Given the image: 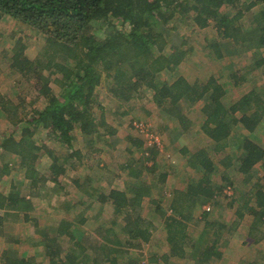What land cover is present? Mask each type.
<instances>
[{
  "label": "trees",
  "instance_id": "obj_1",
  "mask_svg": "<svg viewBox=\"0 0 264 264\" xmlns=\"http://www.w3.org/2000/svg\"><path fill=\"white\" fill-rule=\"evenodd\" d=\"M260 3L264 4V0H0V20L9 16L45 39L42 51L34 59L25 54L27 46L23 39L19 38L12 48L11 67L28 77V81L33 80L30 89L16 99L0 92V110L8 120V127L0 133V151L19 157L30 189V197L18 187L23 185L20 182H12L7 193L0 190V211H4L0 213V235L10 215L24 214L25 220H33L29 214L34 202L30 198L36 193L41 195L40 191L49 181L54 183V188L61 186L71 160L76 156L82 160L80 151L74 149L76 128L81 130L89 155L97 156L102 152L101 142L109 148L115 147L119 141L117 130L109 124L104 107L94 99L99 85L107 81L109 91L125 101L138 98L143 89L153 90V98L162 114L181 120L183 125V103L191 107L204 101L202 130L214 144V151L219 153L228 147L240 149V155H235L236 170L245 175L251 174L258 164L262 165L261 177L249 191L247 201L237 210V217L243 219L250 213L253 216L250 236L255 241L264 239V146L250 136L264 118V85L255 84L228 107L222 100L225 89L216 76L212 75L205 82H190L182 76L175 80L162 78L163 73L175 72L193 48L187 47L188 37L174 33L183 23L199 29L215 26L224 40H233L261 53L264 22L260 21L264 20V7L256 28L244 31L239 22ZM99 23H102L100 30L95 27ZM215 45L220 58L224 49L221 43ZM255 68L264 74V57L258 56ZM28 100L32 105L30 109L26 104ZM37 103L42 108L36 107ZM237 113L241 116L237 117ZM183 127L186 129L187 125ZM241 128L249 133L238 131ZM43 129L50 139L71 149L66 159L69 165L62 164L51 147L37 143L34 136ZM128 140L132 147L145 152L146 140L141 135L129 136ZM132 147L127 146L133 154ZM151 151L155 160L158 151ZM184 153L187 166L198 176L189 180L185 191L175 189L166 209L156 204L174 254H180L189 244L188 228L195 209L214 200L223 189L213 183L216 169L208 150L194 153L184 150ZM42 155L52 157L49 176L38 169ZM97 158L100 159V154ZM126 166L130 175L138 176L128 189L111 188L105 193L93 185L91 177L80 180L72 177V182L86 197L74 204L63 201L61 207L68 210L67 213L74 207L83 206L84 210L73 215L75 229L72 220L63 219L54 229L53 237L43 232L46 236L39 244L44 246L49 264H117L120 257L126 256L127 264H131L135 261L131 256L133 250L143 256L144 243L151 241L155 226L143 215L142 205L145 198L156 203L153 187L160 188V199L163 198L167 173L161 175L160 185H150L140 180V172L136 174L129 164ZM10 168L8 161L0 165V180L10 175ZM108 202L113 204L121 222L113 221L112 226L100 228L93 256L89 236L77 224L90 218L87 212L93 204L105 207ZM115 226L126 236L125 242L118 237ZM63 237L69 238L67 247L64 239L58 242ZM98 251L102 252L103 260L97 256ZM0 261L40 264L32 257L19 256L14 248L4 250Z\"/></svg>",
  "mask_w": 264,
  "mask_h": 264
},
{
  "label": "rangeland",
  "instance_id": "obj_2",
  "mask_svg": "<svg viewBox=\"0 0 264 264\" xmlns=\"http://www.w3.org/2000/svg\"><path fill=\"white\" fill-rule=\"evenodd\" d=\"M263 7L264 4H257L241 18L239 22L244 31L256 28L257 22H259L258 17ZM230 11L233 10L230 9ZM260 22H264V20L261 19ZM95 27H97L98 30L102 29V23L97 24ZM174 33L188 37L190 42L187 44V47L193 46V48L175 72L170 75L162 74L163 79L175 80L177 77L182 76L194 82L205 81L212 75L216 76L222 84L231 86V88H227L226 103H232L240 98V94L236 92L240 91L241 87L235 86L233 84L235 81L247 79L250 89L255 84L264 85V74L259 69H254L255 61L258 59V56L259 58L264 57V50H261V53H259L256 52L255 49L251 50V48H247L245 45L241 46V44L233 40H224L218 34L216 27L212 25L204 29H199L187 23H183L180 25L179 30ZM103 35H105L104 32ZM19 38L23 39V43L27 46L25 54L33 59L39 55L45 44V39L40 35L33 34L25 24L18 23L9 16H5L0 20V92L6 94L11 99H16L19 94L27 92L33 83V80H31V82L28 81V77L23 76L11 67V57L13 55L12 48ZM215 43H221L224 49L221 50L222 57L220 58L216 55V50L214 48V46H216ZM153 97V90L143 89L142 95L138 98H134L130 101L120 100L109 91L107 81H103L97 88L94 99L97 104L104 107L106 118L109 124L117 130L116 136L119 141L116 143L115 147L110 148L101 142L104 147L102 148V152L97 153V156L95 154L89 155L88 152L90 150L84 141L81 130L76 128L74 131V149L80 151L82 160H79L78 156H76L71 160L73 164L71 163L70 165L66 159L71 149L50 139L47 130L43 129L35 134L34 138L39 145H48V147L53 149V154L59 157L62 164L69 165L68 172L62 178L63 182L61 186L54 188V183L49 181L46 187L40 191L41 195L35 194L36 197L33 199L34 208L29 214L33 220H24L23 214L6 217V228L4 229L3 236H0V254L6 249L7 244H13L16 236L20 234L22 235L21 244L18 247L20 254L37 252V257L40 262L47 263L48 258L45 257L44 251L42 250L44 246L37 245L34 241H39L44 233L53 237L54 229H56V222L63 216L69 215L70 218L73 217V214H71L72 211L67 213L65 208L61 206L63 201L72 203L77 202L79 196L81 199L86 197L85 194L83 195L78 190L76 184L74 185L72 183V177H78L79 174L81 178L82 175H86V177L89 178L91 177L93 185L101 188L103 192L107 193L111 188L128 189L129 184L134 182L135 178L138 177L130 175V169L127 168L126 164H129L136 174L140 172V180L150 185L156 184L157 186L162 183L160 182L161 175L163 173H168L170 170L172 177L169 182L163 184V198L160 199L159 187H153L152 189L154 199H160L162 207L164 209L167 208L170 202V195L173 191L180 188V186H186V183L189 182L192 177L198 176L195 170L191 168L187 169L185 166L186 159L182 153V148L184 147L188 152H196L210 146L211 140L202 130L204 115L201 110V105H203L204 101H200L191 107L183 103L185 121H191L196 123V125H192L190 122L191 124H187L183 132H179L175 129V122L169 120V118L165 116L166 114H162V109H160ZM29 102L30 100L26 102L28 109L32 106ZM35 105L36 107L42 108L39 103ZM96 112H99L97 108ZM7 125V116L0 110V133L8 127ZM135 125H141L145 127V129L149 127L151 131H154L160 141V144L156 143L148 148L147 151L149 155H146V150L142 153L140 150L136 149V146L132 147L130 143H128L129 136L131 138H136L140 135ZM238 131L245 134L249 133L243 128L238 129ZM256 132L250 134L251 139L254 141L257 140L264 145V119L257 127ZM107 139L111 138L107 137ZM127 146L134 148L133 154L128 151ZM152 149L158 151L155 160L152 158ZM211 151L209 154L215 163L216 169L213 174V179L216 185L222 186L223 189L221 192H217L218 194L214 202H207L203 206H210L207 208L209 210L212 209L213 213L211 215L213 219H216L218 216L226 222H231L236 219L234 222L240 223V231H238L237 234L230 231L229 234L236 238H240L242 241L247 240L253 216L247 212L243 219H239L237 217V210L247 201L250 193L249 191L254 183L261 177L262 165L258 164L251 174L245 175L236 170L237 159L235 155H240V149L228 147L226 150L219 153ZM0 153V165L8 161L11 166L10 176H5L3 180H0V190L8 192L12 182H20L21 184L23 183V185L18 187L22 189L24 194H29V181L24 178V174L20 168L19 157L16 155L3 154L2 151H0ZM99 154L100 159L97 158ZM102 154L103 157H101ZM101 159V162L104 163L103 166L100 165ZM51 162L52 157L49 155L41 156L38 162V169L41 173L47 176L50 175L48 168ZM174 165L179 166L174 167ZM173 170L176 171L173 172ZM226 190L231 193H227ZM150 203L151 200L145 198L142 205V213L146 219L153 222L155 226V236L153 238L155 246H151L150 243H144L143 256L136 252V250L132 251L133 254L131 256L133 260H135L133 263L136 264H167V259H164L165 257L162 256L164 255V251H168L170 247V245H168L169 243L167 244V241L164 239L165 223L157 210L155 209L154 211V208H152H158L156 203L155 205H150ZM81 207L84 208L83 206ZM98 207H100L98 204H93V206L88 209V212L90 209L91 212L87 213L90 215L91 220V226L88 225L91 229V235L88 241H90V244L94 247L95 254H93V256L96 255L95 240L98 239V234L101 231L100 227L96 226L99 224L93 223V220L97 219L95 215L98 213L99 216H101L98 222H101L103 225L100 226L110 227V223L113 225V221L119 220V222H121V218L116 217L111 204L108 203V205H106L102 215H100L102 211H100ZM198 211L199 216L204 217L205 213H202L201 209ZM205 218L209 219L210 214L208 213ZM35 224H38V226ZM259 226L261 227V224ZM115 229L118 237L125 242L126 236L120 230L119 226H115ZM34 237L39 240H35ZM62 239L65 240V246L67 247L68 238L63 237L59 239L58 242L62 241ZM247 241L248 243L243 247L242 251L249 253V257L256 258V261H262V258L264 260V240L257 244H250L253 241L250 237V240L248 239ZM13 247L17 249L16 246ZM97 256L100 257V259L102 258L101 260L104 259L100 251L97 252ZM126 259L127 256L120 257L117 264H127ZM0 264L4 263L0 261ZM100 264H102V262H100Z\"/></svg>",
  "mask_w": 264,
  "mask_h": 264
},
{
  "label": "crops",
  "instance_id": "obj_3",
  "mask_svg": "<svg viewBox=\"0 0 264 264\" xmlns=\"http://www.w3.org/2000/svg\"><path fill=\"white\" fill-rule=\"evenodd\" d=\"M253 78H254V76H253ZM207 80H205V81H207ZM205 81H199V82H205ZM194 82H196V81H194ZM247 82H248L247 79L246 80L240 79V80L235 81L233 83L235 86L241 87V90L236 92V93L240 94V97L245 95V94H247L251 89H253V87H251V89L249 88V85H248L249 82L248 83ZM222 85H223V87L225 89V98H223L222 100H223L224 104L229 107L233 102L232 103H226L225 99H226V95H227V88H231V86L225 85V84H222ZM203 105H204V103H203ZM203 105H201V110L203 108ZM202 113H203V111H202ZM236 116L240 117L241 114L237 113ZM169 120L175 122V129L178 130L179 132H183L184 131L183 130L184 129L183 126H185L187 124H191L192 123V125L193 124L196 125V123H193L191 121H190L191 123L189 121L188 122L185 121L184 125H183V124H181V120H179L177 118H175V119L173 118V119H169ZM185 120H186V118H185ZM188 120H190V119H188ZM257 142H259V141H257ZM259 143H261V142H259ZM261 145H263V143H261ZM183 148H182V153L184 154V157L186 159L185 160V162H186L185 166L188 169L190 167L187 166V157L185 156V153L183 151V150H185V148L184 149ZM203 149L208 150L209 153H210L211 150H212L211 152H213L214 151V144L211 142L210 146H208L207 148H203ZM182 153H181V156L183 157ZM191 153H194V152H191ZM101 157H103V154L101 155ZM101 161H102V159L100 160V165L103 166L104 163H102ZM177 166H179V165H174V167H177ZM173 169H177V168H173ZM171 170H172V168H171ZM174 171H176V170H173V172ZM171 177H172V174H171V171L169 170V172L166 175L165 182H169L171 180L170 179ZM77 178L78 179L81 178V175L79 174V176ZM85 178H86V175H82L81 179H85ZM213 183H215L214 179H213ZM187 184H188V182L186 183V186H180V188H178V190L185 191L187 189L186 188ZM3 192H5V191H3ZM174 192H175V190L173 191V194H174ZM26 195H27V197H30L29 194H26ZM35 197L36 196H32L30 199L34 202L33 199ZM80 199L81 198L79 196V200ZM155 200H156V204H161L160 199H155ZM214 201H215V199L210 201L209 203L214 202ZM74 203L75 202H72L70 204H74ZM108 203L106 205H108ZM95 204H97V203H95ZM109 204H111L112 207H113L112 203H109ZM106 205H105V207H106ZM150 205H155V204H154V202H152V203H150ZM99 206H100V207H98V208H100L99 210L102 211L100 213V215H102L105 207H103L101 204H99ZM207 207H210V206L206 205V206H203L202 208H196L195 209V211L193 213L194 219H192V223L191 222L189 223V228H188V237H187V239H188L189 244L187 246H185L184 250H181V252L179 251L180 254L172 253L170 247H169L168 251L167 250L164 251V255H162V256L165 257L164 259H167V264H264L263 258H262V261H256L257 260L256 258L249 257V253H245V252L242 251L243 247L246 246V244L248 243L247 240L248 239L250 240V237H251L250 236V227H249V231H248V234H249L248 239L242 241V240H240V238H236L235 236L229 234L230 231L234 232L236 234H237L238 231H240L239 230L241 228L240 227V223L239 222H236V223L234 222L236 219H234V221H231V222H226L219 216L216 217V219H213V216L211 215L213 213V211H212V209L209 210ZM152 208H154V211H155L156 208L155 207H152ZM199 209L202 210V213L203 212L204 213H209L210 214V218L209 219L205 218V216H206L205 214H204V217L199 216V214H198V212H199L198 210ZM83 210H84V208H82V207H74V208H71V211H72L71 214L76 215L75 213H77V212L81 213ZM113 211H115L114 207H113ZM1 212L3 213L4 211H0V213ZM90 212H91V209L87 213H90ZM23 216H24V220H25V215L23 214ZM88 216H90V215H88ZM73 217H71V218L68 217L67 218L66 216H63L62 218L59 219V221L56 222L57 223L56 227L59 226V224L61 223V221H63V219H67L68 221L70 219V220H72L74 222L75 219H72ZM95 217L97 219L93 220V223L99 224V225H96V226H99L100 228H104L105 226H100V225H103V224L101 222H98V220L101 219V216H99V214L97 213L95 215ZM87 219L88 220L85 221L84 223H81L80 221H78L79 223L77 225L80 226V228L84 229L85 232L87 233V235L90 236L91 235L90 234L91 229L89 227L91 226L90 225L91 220H90L89 217ZM104 222H106V221H104ZM75 224H76V222H74V225H73L74 229L76 228ZM211 224L214 225L213 228L210 227ZM88 225H90V226L88 227ZM92 225L95 226L94 224H92ZM110 226H112L111 223H110ZM219 227H222V228L218 229ZM105 228H107V227H105ZM166 231H167L166 228H164V232H165V238L164 239H165V241H167V233H166ZM0 236H3V234H1ZM45 236H46V234H43V236H41L40 240L34 237L35 240H39V241H34V242H36L37 245H40L39 242L43 241ZM154 236H155V234L153 232L151 241L149 242L150 245L153 246V247L155 246V244L153 242ZM21 237H22V235L18 234L16 236L15 242L13 244H9L8 243L7 244L8 247L6 246V249H8V248L9 249L10 248H14L15 249V247H13V246H16L17 249H15V250H17L19 256L29 257V258L32 257V259H35V261L40 263V264H49V259H48L47 263L46 262H43V263L40 262V260L37 257L38 256L37 252H30V253H26V254L21 253L20 254V252L18 250V247L21 244V240H22ZM66 238H68V237H66ZM97 238H99V237H97ZM262 240H264V239H262ZM261 241H255L253 239V241L250 244H253V243L257 244V243H259ZM167 244H168V242H167ZM41 246H43V245H41ZM42 250L44 251V255H45L44 247H42ZM2 253L3 252H1L0 257L2 256ZM64 254H66V253H64ZM45 257H47V256L45 255Z\"/></svg>",
  "mask_w": 264,
  "mask_h": 264
},
{
  "label": "built area",
  "instance_id": "obj_4",
  "mask_svg": "<svg viewBox=\"0 0 264 264\" xmlns=\"http://www.w3.org/2000/svg\"><path fill=\"white\" fill-rule=\"evenodd\" d=\"M136 130H138L140 132V135L143 136V138L146 140V145H145V149L146 151L148 150L149 147H151L153 144H160V141L158 139V137L155 135V133L153 131H151V129L149 127H147L148 129H145V127L141 126V125H135ZM146 155H149V152H146ZM228 193H231L230 191H227Z\"/></svg>",
  "mask_w": 264,
  "mask_h": 264
}]
</instances>
